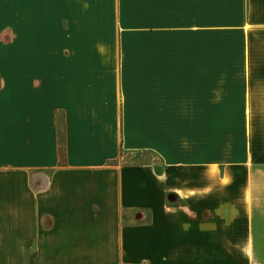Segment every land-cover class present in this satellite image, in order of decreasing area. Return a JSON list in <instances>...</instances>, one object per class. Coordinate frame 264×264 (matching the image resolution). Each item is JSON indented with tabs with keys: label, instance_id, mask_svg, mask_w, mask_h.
<instances>
[{
	"label": "crops",
	"instance_id": "crops-1",
	"mask_svg": "<svg viewBox=\"0 0 264 264\" xmlns=\"http://www.w3.org/2000/svg\"><path fill=\"white\" fill-rule=\"evenodd\" d=\"M0 264H264V0H0Z\"/></svg>",
	"mask_w": 264,
	"mask_h": 264
},
{
	"label": "rangeland",
	"instance_id": "rangeland-1",
	"mask_svg": "<svg viewBox=\"0 0 264 264\" xmlns=\"http://www.w3.org/2000/svg\"><path fill=\"white\" fill-rule=\"evenodd\" d=\"M3 10L9 11V4H3ZM4 25H9V18L3 20ZM156 163L159 162L151 155H144V156H123L122 161L119 162L118 165H136V164H147V163Z\"/></svg>",
	"mask_w": 264,
	"mask_h": 264
},
{
	"label": "trees",
	"instance_id": "trees-1",
	"mask_svg": "<svg viewBox=\"0 0 264 264\" xmlns=\"http://www.w3.org/2000/svg\"><path fill=\"white\" fill-rule=\"evenodd\" d=\"M62 128L61 127H59V135H60V141H62Z\"/></svg>",
	"mask_w": 264,
	"mask_h": 264
}]
</instances>
